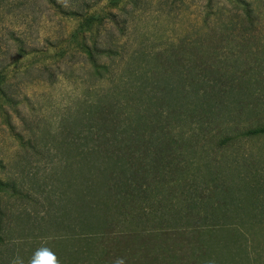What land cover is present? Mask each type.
<instances>
[{"label": "rangeland", "instance_id": "374dc122", "mask_svg": "<svg viewBox=\"0 0 264 264\" xmlns=\"http://www.w3.org/2000/svg\"><path fill=\"white\" fill-rule=\"evenodd\" d=\"M242 1L251 15L236 0H0L6 255L28 264L47 246L59 264H264V133H250L264 126V0ZM165 87L188 93L180 111ZM145 111L179 112L186 142L126 205L109 181L119 164L156 158L157 140L136 145L157 127L129 123ZM160 227L172 235L153 237ZM144 230L149 243L132 237Z\"/></svg>", "mask_w": 264, "mask_h": 264}, {"label": "trees", "instance_id": "16d2710c", "mask_svg": "<svg viewBox=\"0 0 264 264\" xmlns=\"http://www.w3.org/2000/svg\"><path fill=\"white\" fill-rule=\"evenodd\" d=\"M239 4V7L242 8L243 12L246 14V15H251L253 13V9H251V5L250 3H247L245 1H242V0H236ZM178 77L180 78V75H178ZM162 92L163 95H166L168 94L167 96H170V95H175V96H178V101L175 103V107L176 108L178 105V107L180 109H178V111H180L182 109V106L180 104L183 103V101L185 100L183 98V96L185 97L186 95H188V93L185 92V89H182V90H168L166 87L163 88L162 90H160V93ZM185 92V93H184ZM166 96V97H167ZM148 100L144 101L146 103H143V106H146L148 108H150V103L151 101H148ZM166 103H169L171 104L170 101H166L165 98L163 100H161L159 103H158V107L159 105L163 104V110L165 111V104ZM180 103V104H179ZM140 105V102L137 103V106ZM146 112V115L143 116V114H140L139 113V116L140 118H138L137 120L133 118H131V120H129V123L131 125H134L135 128L134 129H137V130H141V129H144V128H147V127H152L154 128V131L157 127V131H160V134L158 132V134L160 135L159 137L157 138H144L143 136L140 137L139 135L137 137H134L135 138V141L137 143V140L139 139V142L138 144L136 145V148H140V146H143L147 148V146L153 142V140H157V145L155 147V154H156V158L151 161L150 163H147V164H144L143 161H141L140 159L138 161H133V162H130L128 164V168L125 167L124 165H118L112 172V176H114L115 174H120L122 175L121 178H119V181L118 180H110L109 182H113L116 184L117 187V193H115L113 196L114 198H116L117 200H125V203L126 205L130 204V205H137V203H139L141 201V199L143 198L142 196L144 195H148L149 192L148 190L144 189V184L141 182L142 179H145L148 175H150L152 172H155L154 174L157 175V174H160L161 171L165 170L166 168L168 167H171V157H170V152L171 150H174L172 147V145L174 146H177L178 149H181L183 148V146L185 145V138L183 137V135H175L174 131H176L175 129L177 128V124L179 125V123L181 122L180 119V113L177 112L172 118L170 117V114L167 116L166 114H163V111L162 112H157L155 113L156 116L154 115V113L152 112H149V111H145ZM183 112V111H182ZM251 134H256V133H264V126H261V127H258V129L256 130H251L250 132ZM146 140V141H145ZM166 147L162 150V152L159 151L160 148L162 147ZM139 150L135 151L136 153L138 152ZM145 151V150H144ZM128 152H131V149L130 151ZM132 153V152H131ZM136 155V154H135ZM172 156V154H171ZM121 159L118 160L117 164L120 163ZM126 164V163H125ZM183 172V170H182ZM142 173V174H141ZM129 174V175H128ZM138 175H141L142 178L141 179H137V176ZM123 176H132L134 179L130 180V179H127V180H123ZM136 176V177H135ZM0 186L2 187V189L4 190V186H5V190L8 191L7 189L10 188L9 186L7 185H4L2 183H0ZM111 186V184H110ZM1 187H0V190H1ZM127 201V202H126ZM125 206V205H124ZM2 213V211H0V214ZM106 230V228L104 229ZM169 229H165V227H160L159 229H157V231H154L152 230L153 232L150 233L149 230H144V231H134L132 233V237L136 240V239H141L142 242H150L151 239H147V238H153L155 236H159V237H163V240H165V237L166 236H169L172 235L171 233H168ZM107 231V230H106ZM154 232H157V233H154ZM146 233H150L152 234L151 235H145ZM154 234V235H153ZM183 233L181 231H177L176 233H174L173 235H177V236H180L182 235ZM105 235V234H103ZM142 236V238H140ZM146 237V238H143V237ZM9 235L7 234V230L5 229L4 231V226H3V223H2V217L0 216V264H9L11 258L13 256H8L5 254V249L10 246L11 244V240H9ZM105 236H102V241L100 242L101 246L99 245V249H100V252L104 255H107L109 253V250H107L106 246V242H105V239H104ZM93 237L90 235H88L86 237V240L89 241L90 243H88V245H85L83 246V250H81L83 252V254L85 253L86 256L90 257L91 254H92V251H91V240ZM136 244L138 245V249H141V250H144V249H147L145 246L146 245H143L142 243L139 244L137 243L136 241ZM86 248V249H85ZM85 249V251H84ZM166 249H167V246H163L161 247V251L162 253L166 252ZM160 255H158L159 257Z\"/></svg>", "mask_w": 264, "mask_h": 264}, {"label": "clouds", "instance_id": "9594fccd", "mask_svg": "<svg viewBox=\"0 0 264 264\" xmlns=\"http://www.w3.org/2000/svg\"><path fill=\"white\" fill-rule=\"evenodd\" d=\"M9 264H24L19 256L11 258ZM28 264H59L56 254L47 246L37 248L30 257Z\"/></svg>", "mask_w": 264, "mask_h": 264}]
</instances>
